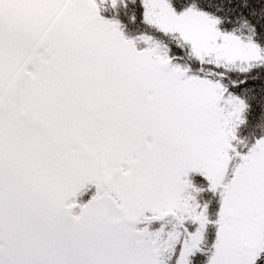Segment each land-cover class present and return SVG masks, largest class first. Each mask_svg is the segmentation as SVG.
Masks as SVG:
<instances>
[{
  "label": "snow or ice",
  "instance_id": "obj_1",
  "mask_svg": "<svg viewBox=\"0 0 264 264\" xmlns=\"http://www.w3.org/2000/svg\"><path fill=\"white\" fill-rule=\"evenodd\" d=\"M0 264H264V0H0Z\"/></svg>",
  "mask_w": 264,
  "mask_h": 264
}]
</instances>
